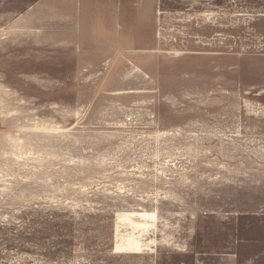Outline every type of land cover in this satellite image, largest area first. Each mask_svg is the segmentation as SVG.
Instances as JSON below:
<instances>
[{
	"label": "rangeland",
	"instance_id": "rangeland-1",
	"mask_svg": "<svg viewBox=\"0 0 264 264\" xmlns=\"http://www.w3.org/2000/svg\"><path fill=\"white\" fill-rule=\"evenodd\" d=\"M110 5L0 17V264H215L264 218V0Z\"/></svg>",
	"mask_w": 264,
	"mask_h": 264
},
{
	"label": "crops",
	"instance_id": "crops-1",
	"mask_svg": "<svg viewBox=\"0 0 264 264\" xmlns=\"http://www.w3.org/2000/svg\"><path fill=\"white\" fill-rule=\"evenodd\" d=\"M120 0H0V17L12 19V26L23 34H34L40 38L46 30L44 19L53 18L61 32L71 28L72 32H81L87 28L90 33L121 32V11L112 13L110 2L118 5ZM5 2L12 3L8 7ZM110 6V8H109ZM118 7V6H117ZM5 14H1L4 13ZM115 23L116 30H112ZM67 29V30H65ZM69 32V31H67ZM64 40V39H63ZM2 47L0 45V59ZM257 69L262 67L264 97V52L254 57ZM262 64V65H261ZM261 70V69H260ZM259 226V228H258ZM261 226V227H260ZM232 241L238 242V249L224 251V244L216 247V254H202L204 258L215 260V264H264V218L250 228L246 237L233 235ZM228 243V242H226ZM240 243H245L240 247ZM244 247V248H243ZM246 249V250H245ZM245 250V251H244ZM222 251V252H219ZM219 252V253H218ZM200 257V254H197Z\"/></svg>",
	"mask_w": 264,
	"mask_h": 264
}]
</instances>
